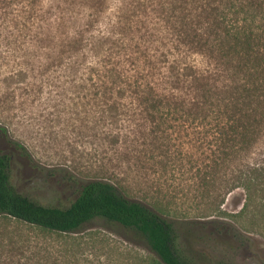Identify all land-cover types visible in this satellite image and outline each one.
I'll return each mask as SVG.
<instances>
[{
    "label": "trees",
    "instance_id": "1",
    "mask_svg": "<svg viewBox=\"0 0 264 264\" xmlns=\"http://www.w3.org/2000/svg\"><path fill=\"white\" fill-rule=\"evenodd\" d=\"M0 13L6 51L22 50L12 55L26 64L19 73L34 60L52 62L105 124L133 136L139 149L125 156L163 157L159 143L182 139L211 158L212 171L236 165L230 191L261 188L263 169L240 165L264 136V0H0ZM75 183L69 205L41 204L16 190L10 157L0 154V231H8L0 234V264H28L39 253L46 264H68L70 250L54 252L37 237L61 240L95 224L131 234L157 264H205L181 248L169 208L138 201L104 177ZM29 243L33 257L24 255Z\"/></svg>",
    "mask_w": 264,
    "mask_h": 264
},
{
    "label": "rangeland",
    "instance_id": "2",
    "mask_svg": "<svg viewBox=\"0 0 264 264\" xmlns=\"http://www.w3.org/2000/svg\"><path fill=\"white\" fill-rule=\"evenodd\" d=\"M0 16V154L10 157V180L18 192L41 204L67 206L76 197V181L104 177L124 184L138 201L169 208L178 222L181 248L201 256L203 263L264 264V136L240 165L254 163L263 169L261 188L255 192L230 191L236 165L212 171L211 158L201 155L198 145H186L182 139L159 143L166 146L163 157L158 152L153 159L151 154L125 156L139 149L133 136L124 130L119 135L115 126L105 124L83 94L79 98L73 94L52 62L39 66L34 60V69L29 66L27 75L19 73L26 64L13 62L12 55L21 56L22 50L12 45L6 51L9 28L6 15ZM12 141L21 144L27 156ZM203 174H209L207 188L201 187ZM7 232L0 234L6 238ZM26 232L20 234L34 236ZM37 238L42 246L54 247V252L62 246L70 250L68 264L158 263L143 242L113 227L95 224L61 240ZM30 247L25 257H33ZM43 256L37 254L28 264H46Z\"/></svg>",
    "mask_w": 264,
    "mask_h": 264
}]
</instances>
